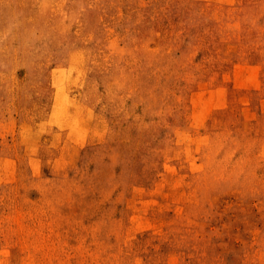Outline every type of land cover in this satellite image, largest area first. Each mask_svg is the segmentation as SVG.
<instances>
[{"label":"rangeland","instance_id":"rangeland-1","mask_svg":"<svg viewBox=\"0 0 264 264\" xmlns=\"http://www.w3.org/2000/svg\"><path fill=\"white\" fill-rule=\"evenodd\" d=\"M0 264H264V0H0Z\"/></svg>","mask_w":264,"mask_h":264}]
</instances>
